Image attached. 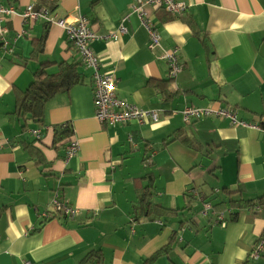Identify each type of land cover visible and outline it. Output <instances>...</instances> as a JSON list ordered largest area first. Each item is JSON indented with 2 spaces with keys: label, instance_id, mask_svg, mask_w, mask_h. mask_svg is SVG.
<instances>
[{
  "label": "crops",
  "instance_id": "1",
  "mask_svg": "<svg viewBox=\"0 0 264 264\" xmlns=\"http://www.w3.org/2000/svg\"><path fill=\"white\" fill-rule=\"evenodd\" d=\"M179 1L181 17L144 8L162 48H178L182 69L171 78L133 0H0L17 11L0 23L12 46H0V264H80L94 251L97 264H264L249 259L264 236V202L226 204L264 195V0ZM29 5L68 22L86 17L101 36L122 26L116 40L91 44L98 72L114 76L118 98L157 120L101 124L93 70L57 24L22 20ZM44 33L43 54L29 59ZM44 62L47 73L78 64L81 82L46 101L42 123L24 122L10 113L14 91ZM185 108L229 116L185 121ZM62 124L78 145L68 161L67 144H53V127ZM57 195L75 218L53 211ZM206 202L231 209L225 227L202 216ZM155 205L166 212L155 214Z\"/></svg>",
  "mask_w": 264,
  "mask_h": 264
},
{
  "label": "built area",
  "instance_id": "2",
  "mask_svg": "<svg viewBox=\"0 0 264 264\" xmlns=\"http://www.w3.org/2000/svg\"><path fill=\"white\" fill-rule=\"evenodd\" d=\"M146 6L162 8L174 17H181L185 13L186 7L179 0H133V5L131 7V11L137 14L147 31L149 48L151 50L157 49L160 51L159 58L167 62L169 67L168 74L171 78H175L182 69L178 59V48L174 47L169 50L162 48L158 33L153 26L145 20L146 13L144 8ZM14 14H17V11L13 6H0V23L4 21V18L11 17ZM21 16L24 22L43 20L50 24L55 23L62 28L67 42L76 49L84 65L93 70V105L95 109V118L101 124L108 127H115L121 124H127L131 121L144 124L146 121L150 122L157 120V113L144 110L143 108L129 104L127 101L118 98L114 92L116 83L114 76L98 72V58L94 54L91 44L96 40H116L120 34L126 32L122 26L118 28L116 32H110L107 33V35L101 36L93 30L89 20L83 16H80L73 22H68L67 20L56 19L46 8L33 10V7L30 5L25 8ZM7 34L8 30L5 27L0 28V46L7 51L9 50L8 52H12V46L9 43L10 40ZM18 38L19 36H14L12 42L15 43ZM212 115L229 116V113L220 110L212 111L205 108L184 109L185 121H196ZM232 119L235 123L244 127H254L246 122L235 121L234 117H232ZM67 125L68 124H62L60 126L66 127ZM255 128H257V126H255ZM30 133L36 138L41 136L39 130H32ZM77 151V143L75 141H70L66 147L65 160L68 161L71 157L76 155ZM51 206L56 214L63 215L64 217L75 218L78 215V211L75 208L66 206L65 203L61 201L59 195L52 200ZM230 213V208L216 210L207 202L202 205V216L211 215L221 227L226 226L227 218ZM262 258H264V236L255 242L249 253V259L252 261H258ZM23 264L31 263L23 261Z\"/></svg>",
  "mask_w": 264,
  "mask_h": 264
},
{
  "label": "trees",
  "instance_id": "3",
  "mask_svg": "<svg viewBox=\"0 0 264 264\" xmlns=\"http://www.w3.org/2000/svg\"><path fill=\"white\" fill-rule=\"evenodd\" d=\"M189 23L193 25L191 21H189ZM45 39L46 33H44V35L34 43L29 59L37 60L38 56L43 54ZM47 64L48 63L44 62V64H41L39 66V69L32 73L33 81L24 91H14L15 105L13 111L10 113L13 116H16L19 120H22L24 122L31 121L32 123L36 124L42 123L43 106L46 101L58 93L68 91L72 86H75L81 82L80 76L76 71L78 64H75L74 62L71 64H63L64 66L55 73H47L45 71V68L48 67ZM52 135L54 145L68 144L70 142L69 139L72 135V129L69 125H67L66 127H61L60 125L55 126L53 127ZM26 146L36 148L32 144H27ZM228 194L232 195V193L230 192ZM263 202L264 195L256 198L255 200L247 201L229 199L228 203L226 204H229L231 206L242 205L249 208L256 205L260 206L261 204H263ZM224 204L225 203L221 205L224 206ZM154 207L156 208V210H154V213L157 215L166 212V210H163V208H161L160 206L155 205ZM214 207L216 209H220L217 208V206ZM170 244L171 243H169L168 245ZM93 259H95V264H97L99 260L97 251L90 252L80 264H88L89 261Z\"/></svg>",
  "mask_w": 264,
  "mask_h": 264
}]
</instances>
